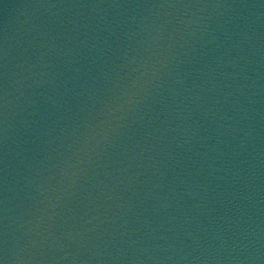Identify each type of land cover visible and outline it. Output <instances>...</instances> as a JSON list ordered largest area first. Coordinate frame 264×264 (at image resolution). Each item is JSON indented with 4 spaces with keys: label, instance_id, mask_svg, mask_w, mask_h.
I'll use <instances>...</instances> for the list:
<instances>
[{
    "label": "water",
    "instance_id": "water-1",
    "mask_svg": "<svg viewBox=\"0 0 264 264\" xmlns=\"http://www.w3.org/2000/svg\"><path fill=\"white\" fill-rule=\"evenodd\" d=\"M0 264H264V0H0Z\"/></svg>",
    "mask_w": 264,
    "mask_h": 264
}]
</instances>
